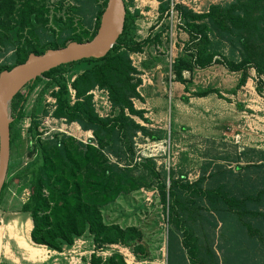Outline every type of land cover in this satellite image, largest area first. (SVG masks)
Listing matches in <instances>:
<instances>
[{
	"label": "trees",
	"instance_id": "obj_1",
	"mask_svg": "<svg viewBox=\"0 0 264 264\" xmlns=\"http://www.w3.org/2000/svg\"><path fill=\"white\" fill-rule=\"evenodd\" d=\"M106 2L88 0L89 9L95 11L91 12V17L95 18L93 26L90 19L87 28L80 23L85 11L79 5L68 7L66 14L58 16L61 5L52 11L49 0H0V53L11 54L10 63L0 65V73L24 63L30 54L42 55L71 42L91 40L99 28ZM159 3V19H164L170 14L172 2L159 0ZM125 9L123 32L104 58L53 69L26 86L10 102L11 151L21 140L20 126L28 97L44 80L47 88L54 89L52 117L67 125L76 123L93 135L87 144L59 131L43 137L38 132L39 122L34 113L28 129L31 158L16 177L18 182L26 181L30 190L21 212L32 222V243L61 252L64 246H72L87 233L98 248L122 244L131 249L138 261L151 259L143 231L133 226L106 223L103 209L121 195L155 185L170 226L167 264H219L217 253L208 243L203 212L214 219L207 222L213 229L218 222L232 219L233 233L242 230L248 241L245 250H256L255 253L264 257V151H244L245 165L233 169L218 164L209 173L210 165H206L194 182L187 181L185 176L177 179L173 171L157 170L152 159L133 163L134 139L138 134L150 142H161L167 133L143 127L135 120L136 117L150 124L144 118L145 112L137 110L133 103L142 101L137 90L142 82L136 77L139 72L130 57L142 53L152 42H158L159 35L154 40L149 37L137 41L139 12L131 13L126 3ZM174 9L188 36L172 65L175 82L186 85L185 72L223 65L229 72L240 74L237 88L246 84L250 69H254L262 83L264 0H231L225 5H211L204 14H196L182 4L175 5ZM150 66L151 62L143 63L146 69ZM69 75H74V79ZM96 87L108 94L112 111L108 117L102 118L96 113L90 95ZM69 89L75 93L74 101ZM257 91L263 94L262 87ZM211 94L227 100L219 90L210 87L198 89L191 95L205 98ZM248 154L256 159L253 161ZM111 158L117 162H112ZM4 192L5 185L0 202ZM91 262L126 264L121 255H113L104 262L93 256Z\"/></svg>",
	"mask_w": 264,
	"mask_h": 264
},
{
	"label": "rangeland",
	"instance_id": "obj_2",
	"mask_svg": "<svg viewBox=\"0 0 264 264\" xmlns=\"http://www.w3.org/2000/svg\"><path fill=\"white\" fill-rule=\"evenodd\" d=\"M174 1L193 5L190 0ZM196 1L201 5L203 12L211 5H225L231 2V0ZM125 3L131 13L139 12L136 19L137 41L141 42L149 37L154 40V37L159 35L158 42H152L142 53L130 57L139 71L136 77L142 82L137 89L142 101L134 100L133 103L137 110L145 112L144 118L148 119L150 124L136 117L135 120L143 127L162 129L167 133L166 139L161 142H150L138 134L134 139L133 163L152 159L157 170L173 171L177 179L185 176L187 181L194 182L200 177L206 165H210L209 173L218 164L233 169L245 165L244 151L248 149L264 151V76L260 83L254 69H250L246 84L237 88L240 74L229 72L223 65H214L206 70L185 72L183 75L188 81L186 85L175 82L172 65L188 40L177 11L174 9L173 13L166 15L167 17L159 19V0H125ZM49 5L52 11L61 5V12L56 13L58 16L66 14L68 7L79 5L85 11L80 17L82 26L88 28L90 19L91 25L94 24L95 16L93 18L91 16L95 11L89 9L88 0H49ZM10 55L0 53V65L10 63L8 61ZM148 62H151V66L146 69L143 63ZM69 78L73 80L74 75H69ZM46 83L45 80L40 82L25 104L24 119L20 126L21 140L11 151L5 192L0 202V243L11 240V255L15 254V258H18L13 248L17 245L16 238L19 244L25 247L20 240H26L24 238L32 223L28 216L21 212V207L30 195L28 184L26 181L18 182L16 177L31 158V154L28 153V129L34 113L39 122L38 132L43 137L59 131L84 144L93 139L92 132L83 131L78 124L67 125L64 121H57L52 117L55 100L51 93L54 89L47 88ZM185 87L189 90L185 91ZM207 87L219 90L227 100L220 99L215 94L205 98L191 95L194 91L205 90ZM259 87L263 88V94L257 91ZM92 100L94 101V98ZM97 104L99 106L95 107V110L98 115H102L103 118L112 115L111 109L103 107L101 99L97 100ZM248 155L253 161L256 159L252 154ZM111 161L117 162L115 158H111ZM154 186L121 195L115 203L103 209L106 223L137 227L144 233L151 259L137 261L126 258L127 264H167V233L170 226L157 187ZM203 214V223L209 235L208 243L217 253L219 264H264L263 254L255 253L256 250H245L248 241L242 230L238 229L237 234L233 233L235 226L232 219L223 223L217 219L218 226L213 229L207 222H214V219L206 212ZM116 246V251L113 248L104 250H108L109 257L98 256L96 252L98 247L94 244L93 238L86 233L77 238L72 246H64L61 252H53L56 257L55 264H92L93 256L104 262L113 255H121L118 252L121 248L128 249L133 255L127 246L122 244ZM29 247L35 249L32 250L34 257L30 259L38 262L43 259L44 262L46 247H39L33 243ZM6 256L9 259L13 258L3 254L0 264H12L10 260L5 259ZM45 263L47 264V261ZM53 263L52 261L51 264ZM21 264L32 262L23 261Z\"/></svg>",
	"mask_w": 264,
	"mask_h": 264
},
{
	"label": "water",
	"instance_id": "obj_3",
	"mask_svg": "<svg viewBox=\"0 0 264 264\" xmlns=\"http://www.w3.org/2000/svg\"><path fill=\"white\" fill-rule=\"evenodd\" d=\"M126 17L124 0H107L96 35L83 43L71 42L64 48L30 54L27 60L0 73V196L8 174L11 137L10 102L26 86L43 74L63 65L104 58L121 36Z\"/></svg>",
	"mask_w": 264,
	"mask_h": 264
},
{
	"label": "built area",
	"instance_id": "obj_4",
	"mask_svg": "<svg viewBox=\"0 0 264 264\" xmlns=\"http://www.w3.org/2000/svg\"><path fill=\"white\" fill-rule=\"evenodd\" d=\"M171 2H172V4H171V11H170V13H173L174 8H175V5H177L179 2L178 1H174V0H171ZM189 2H191L193 5L192 6L187 5V4H185V2H181L179 4H182V5L186 6L187 8H189L190 10H192L196 14H204V13H207L208 10H209V8H208L206 11L203 12V10L201 8V5H199L196 0H190ZM177 15H178V18H179V14L178 13H177ZM179 20H180V18H179ZM131 60H132V58H131ZM132 63H133V61H132ZM133 67L136 68L134 66V64H133ZM69 92L71 94V99L74 101V99H75V96H74L75 93H74V91L72 89H69ZM90 95H92V98H94V101H93L94 107H98L99 106L97 104V100L98 99H101L103 107H105L106 109H109V110L111 109V105H110L109 100H108V94H107L106 91H104V90L99 89L98 87H96L93 91L90 92ZM99 116L103 118L102 115H99ZM105 117H108V116H105ZM90 138H92V136H90ZM43 248H45V247H43ZM111 248L115 249V251H116L117 246L116 245H111V246H106V247H104L102 249L101 248H98L96 252H97L98 256H105V255H107L109 257L110 254H108L109 253L108 250H106V251H104V250L105 249H111ZM118 252H119V254L122 255V257H124L123 259H124L125 262H127L126 261V258H129V259H132V260H134V259L136 260V257L133 256L134 254L132 255V253L128 249H126V248H121V251H118Z\"/></svg>",
	"mask_w": 264,
	"mask_h": 264
},
{
	"label": "crops",
	"instance_id": "obj_5",
	"mask_svg": "<svg viewBox=\"0 0 264 264\" xmlns=\"http://www.w3.org/2000/svg\"><path fill=\"white\" fill-rule=\"evenodd\" d=\"M31 230H32V223L30 225V229L27 230L28 234L24 238V239H26L25 242L28 245V248H26L24 246H21L19 244L18 238H16L17 239V242H16L17 245L16 246L14 245L13 248H14L15 252H17L16 254H17L18 258H15V254L11 255L12 254L11 253L12 251H11V248H10V247H12V245L10 244L12 242L11 240H9L10 242L9 241H7V242L2 241L0 243V258L2 257L3 254H7L10 257L13 256L12 259H9V257H7V256L5 257V259L10 260L9 262L12 263V264H21V262H23V261L24 262H28V263L32 262V264H44L46 261H47V264H51V262L53 261L54 262L53 264H55L56 257H55L54 253H56L57 251L51 250L49 248L48 249L46 248L47 249L46 259L44 260V262H43V259L41 261H39V262L38 261H33L32 259H30V257H34L32 255V250H35V249H31L29 247V245L32 243L31 237H30ZM63 254H64V251H63ZM27 256H29V257L27 258ZM11 261H13V262H11ZM15 262H17V263H15Z\"/></svg>",
	"mask_w": 264,
	"mask_h": 264
},
{
	"label": "bare ground",
	"instance_id": "obj_6",
	"mask_svg": "<svg viewBox=\"0 0 264 264\" xmlns=\"http://www.w3.org/2000/svg\"><path fill=\"white\" fill-rule=\"evenodd\" d=\"M78 132V131H77ZM79 134V133H78ZM79 137V136H78ZM22 243L21 244H24L25 245V247H27V244L25 243V241L24 240H20Z\"/></svg>",
	"mask_w": 264,
	"mask_h": 264
}]
</instances>
